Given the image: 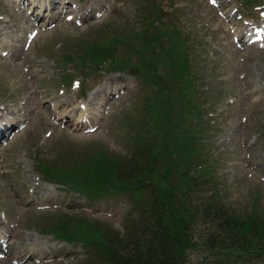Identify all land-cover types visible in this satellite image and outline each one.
Here are the masks:
<instances>
[{
    "label": "rangeland",
    "instance_id": "374dc122",
    "mask_svg": "<svg viewBox=\"0 0 264 264\" xmlns=\"http://www.w3.org/2000/svg\"><path fill=\"white\" fill-rule=\"evenodd\" d=\"M158 7L153 39L144 30ZM176 36L191 49L223 201L244 213L256 204L264 211V0H0V120L15 123L0 129V264H109L41 229L93 219L128 235L130 201L94 200L49 182L39 159L54 170L80 169L99 150L128 161L142 147L137 133L155 139L158 115L143 112L147 94L154 103L160 96L142 85L139 68H109V42L123 41L116 59L155 64L164 84ZM139 42L144 50L131 51ZM94 90L102 104L90 99ZM162 91L161 98L180 95ZM203 225L197 230L208 233ZM187 255L192 264H264V252L238 256L202 244Z\"/></svg>",
    "mask_w": 264,
    "mask_h": 264
},
{
    "label": "trees",
    "instance_id": "16d2710c",
    "mask_svg": "<svg viewBox=\"0 0 264 264\" xmlns=\"http://www.w3.org/2000/svg\"><path fill=\"white\" fill-rule=\"evenodd\" d=\"M156 10V20L144 30L146 36L153 33L150 37L153 39L159 36L155 23L160 24L162 18L159 7ZM137 33L133 36L137 37ZM121 43L117 38L109 42L112 53L109 68L116 71L139 68L142 85L152 88L154 85L153 92L160 99L151 102V94H147L143 113L148 118L158 115L156 138L137 133L142 147L128 161L113 154L101 155L99 150L100 155L97 153L93 161L81 164L80 169L67 165L54 170L40 159L39 166L48 175L45 179L93 199L112 194L126 196L130 201L127 222L132 220L128 235L107 229L93 219L63 220L41 231L85 245L109 264H192L187 250L198 244L212 251L233 250L238 256L264 252L263 209L256 204L252 211H238L223 201L218 189L217 161L210 154L208 140L213 136L211 120L207 117L206 102L202 103L198 78L191 73L190 46L176 36L175 53H170L171 72L165 77L168 82L163 84L157 66L148 59L143 58L136 65L116 59ZM138 46L131 51L141 53L144 42ZM161 48V44L156 45L155 52ZM162 90L178 91L180 95L173 100L161 98ZM72 157L79 159L75 154ZM203 224L210 226L208 233L197 230Z\"/></svg>",
    "mask_w": 264,
    "mask_h": 264
},
{
    "label": "bare ground",
    "instance_id": "6f19581e",
    "mask_svg": "<svg viewBox=\"0 0 264 264\" xmlns=\"http://www.w3.org/2000/svg\"><path fill=\"white\" fill-rule=\"evenodd\" d=\"M107 84L105 85L106 86V90L105 91H110V89H112L111 87H110V85H108L109 84V82H106ZM113 90V89H112ZM92 92H94V93H98V94H92V95H90L91 96V98L90 99H92V101L94 100V99H98V101L96 102L97 104H102L103 102H102V94L98 91V90H94V91H92ZM81 114V113H80Z\"/></svg>",
    "mask_w": 264,
    "mask_h": 264
}]
</instances>
